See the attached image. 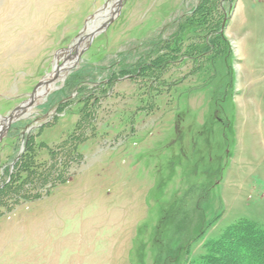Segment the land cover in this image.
Here are the masks:
<instances>
[{
    "label": "rangeland",
    "instance_id": "obj_1",
    "mask_svg": "<svg viewBox=\"0 0 264 264\" xmlns=\"http://www.w3.org/2000/svg\"><path fill=\"white\" fill-rule=\"evenodd\" d=\"M117 1L0 0V125L67 67L0 140L1 185L29 139L0 192V264H203L231 224L264 227V0H214L173 57L158 47L201 0ZM202 21L223 41L189 55Z\"/></svg>",
    "mask_w": 264,
    "mask_h": 264
},
{
    "label": "trees",
    "instance_id": "obj_2",
    "mask_svg": "<svg viewBox=\"0 0 264 264\" xmlns=\"http://www.w3.org/2000/svg\"><path fill=\"white\" fill-rule=\"evenodd\" d=\"M215 1L201 0L200 3H198L193 9L192 14L194 16L187 18L184 23L179 22L176 27L177 32L174 33L172 38H169V41L163 43V45L160 47H158V45L161 44V41L148 43L149 45L146 46L147 50L145 52L146 56L149 58L153 52H155L157 47L158 50H168L167 52L171 53L170 57L176 56L180 52L181 40L182 37H184L183 31L186 30L187 32L190 26H193L192 22L196 20L195 14L199 13L200 11L212 12V9L215 7ZM204 24L205 23L202 21V25ZM204 26L207 28L206 24ZM205 27L203 29V26H199L195 33H198L199 29L201 28L202 31L200 30L199 33L202 34H198L199 39L202 40L204 38V40L207 39L209 42L206 43L205 41L204 43H200L198 46L195 45L192 47H187L185 51L187 54L196 55L206 53L212 48V44L214 42H216L214 47L220 46L223 41L222 36L217 34L218 31L217 33H214L210 27L207 29ZM205 30L209 34H207ZM139 59L142 60L141 55ZM141 60L133 66L135 67L134 74L137 76L145 75L146 73L148 74L149 71H153L155 68H157L155 64H162L164 62L162 56L156 57L153 60H149L147 63ZM119 74L122 75V77L131 75L128 68L120 69ZM200 261H202L203 264H264V227L248 220H239L236 223L231 224L216 240L207 242V244H205L204 254L201 256Z\"/></svg>",
    "mask_w": 264,
    "mask_h": 264
},
{
    "label": "water",
    "instance_id": "obj_3",
    "mask_svg": "<svg viewBox=\"0 0 264 264\" xmlns=\"http://www.w3.org/2000/svg\"><path fill=\"white\" fill-rule=\"evenodd\" d=\"M121 0H118L117 3H120ZM120 6V4H118V7ZM112 19L109 20V22H111ZM107 25L104 24L103 26L101 27H106ZM95 34H97V31L96 32H93V33H90V34H86L85 38H88L89 41L92 40V38L95 36ZM84 40V38H80L79 40H77L76 44H74L72 47H70L69 49L67 50H64V52L69 55L70 52H76V49L78 47V44ZM78 61V57H77V60L75 61V63H77ZM57 72L54 73V75L50 78V80L48 81H43V82H40L39 84H37V86L33 89L29 99L24 102L23 104H21L19 107L15 108L14 111L7 117L3 118L1 120V125H0V140L2 139L3 135L6 134V131L7 129L10 127V125L19 119V116L21 114H23L27 109H30L32 108V106H34V95L36 93V91L38 89H40L41 87H44V86H48V85H51L52 83H55L57 78H58V73L61 72V71H66L67 69L66 68H59L57 67Z\"/></svg>",
    "mask_w": 264,
    "mask_h": 264
},
{
    "label": "bare ground",
    "instance_id": "obj_4",
    "mask_svg": "<svg viewBox=\"0 0 264 264\" xmlns=\"http://www.w3.org/2000/svg\"><path fill=\"white\" fill-rule=\"evenodd\" d=\"M107 14V13H105ZM102 16L99 14V15H96L94 17V21L90 22L88 25H87V29H86V32L87 34L88 33H93L91 31H93L95 28H97V24L95 23L96 20H101L102 21ZM83 37V36H82ZM78 48V47H77ZM77 52V51H76ZM79 53V52H78ZM65 60V59H64ZM72 60V59H71ZM69 64V63H68ZM67 68V67H66ZM57 66L55 67V71L54 72H57ZM62 72V71H61ZM46 81V80H45ZM54 89V84H51V85H48V86H44V87H41L40 89H38L34 95V103L36 102H39L41 101L50 91H52ZM28 110V109H27ZM27 110L25 112H27ZM244 242V241H243ZM251 244V243H250ZM259 244V243H258Z\"/></svg>",
    "mask_w": 264,
    "mask_h": 264
},
{
    "label": "flooded vegetation",
    "instance_id": "obj_5",
    "mask_svg": "<svg viewBox=\"0 0 264 264\" xmlns=\"http://www.w3.org/2000/svg\"><path fill=\"white\" fill-rule=\"evenodd\" d=\"M28 142H29V139L27 138L25 140V151L24 152H19V155H17L16 158L11 161L10 165L7 166L9 168L6 167V169H7L6 171L9 174V178H8V181H6V182H4L3 184L0 185V192L3 189H5L7 185L10 184V181H11L10 180V176L13 175V171L16 169V167L18 166V164H21V163L24 162L23 160H24L25 155H26L25 153H26V150H27V144H28Z\"/></svg>",
    "mask_w": 264,
    "mask_h": 264
}]
</instances>
